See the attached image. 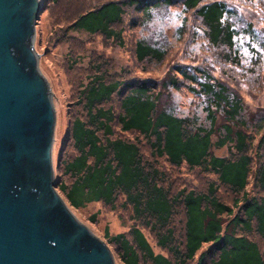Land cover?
Segmentation results:
<instances>
[{"label":"trees","instance_id":"1","mask_svg":"<svg viewBox=\"0 0 264 264\" xmlns=\"http://www.w3.org/2000/svg\"><path fill=\"white\" fill-rule=\"evenodd\" d=\"M162 4L191 11L201 21L208 43L225 48L227 57L237 60L236 29L230 19L235 10L224 0H106L80 13L69 27L121 43L122 29L116 26L127 8L149 18ZM133 52L138 62H161L167 55L166 48L144 39L134 41ZM168 88L199 97L208 125L160 107ZM114 95L119 97L117 108L111 102ZM76 101L83 115L70 119L55 165L70 180L54 175L55 188L74 208L89 202L128 208L131 218L153 231L156 244L170 254L154 252L137 224L113 234L105 228L106 241L124 264H264V246L249 236L264 237V198L247 189L250 179L264 189V119L249 128L242 116V97L229 83L205 65L177 61L152 80L96 72ZM113 125L121 134L142 136L154 160L144 157L138 137L115 135ZM69 141L74 154L62 159ZM225 146L226 155L212 151ZM157 158L175 167L199 168L215 178L204 191L186 185L173 188L166 170L155 164ZM221 185L234 194L230 203L218 196ZM181 211L182 229L176 236L172 220Z\"/></svg>","mask_w":264,"mask_h":264},{"label":"rangeland","instance_id":"2","mask_svg":"<svg viewBox=\"0 0 264 264\" xmlns=\"http://www.w3.org/2000/svg\"><path fill=\"white\" fill-rule=\"evenodd\" d=\"M106 0H38L41 9L34 23V49L38 53V69L48 82L55 110L54 140L52 146V165L55 177L69 182L62 168H56L61 143L68 130L70 119L74 115H83L77 103L80 89L89 77L102 72L106 77L119 79H159L173 62L181 61L205 65L212 74L229 83L243 100V117L253 128L255 123L264 119V0H224L235 10L230 17L236 29L234 52L237 60L227 57L226 49L211 46L205 35L201 21L195 19L191 11L187 12L181 5H160L151 10L149 18L141 11L127 8L122 22L116 28L122 29L121 43L102 34H90L85 30L70 28V23L85 10ZM183 26V28H182ZM182 28L183 34L179 29ZM136 39L166 48L167 55L161 62H138L133 52ZM201 99L185 89L164 90L159 106L178 115H191L198 122L208 125ZM117 108L119 97L111 100ZM117 125H113L115 135L138 137L140 150L145 158L153 161L154 156L145 139L135 134H121ZM255 138L254 143H256ZM213 153L226 155L228 147L214 148ZM74 154L69 141L62 152V159ZM61 159V160H62ZM61 162V161H60ZM155 164L166 170L169 175L167 183L173 188L187 186L205 190L207 183L215 176L199 168H188L183 165L175 167L163 158H157ZM251 192L264 198V189L254 186L252 179L247 186ZM56 191L66 202L71 212L93 233L103 239L112 251L114 264H124L115 252V246L108 243L104 236L105 228L113 234L127 232L133 225L140 227L151 244L154 252H161L170 257L165 249L156 244V237L149 228L136 223L131 218L128 208L117 205L114 209L101 202H89L83 207H72L61 191ZM218 196L230 203L234 194L223 185L218 189ZM122 199H120L121 201ZM94 214V219L91 215ZM183 223L182 211L177 213L172 225L176 236H179ZM249 236L263 248L264 237L256 233ZM142 264H151L143 262Z\"/></svg>","mask_w":264,"mask_h":264},{"label":"water","instance_id":"3","mask_svg":"<svg viewBox=\"0 0 264 264\" xmlns=\"http://www.w3.org/2000/svg\"><path fill=\"white\" fill-rule=\"evenodd\" d=\"M40 9L0 0V264H114L55 188V110L33 45Z\"/></svg>","mask_w":264,"mask_h":264},{"label":"bare ground","instance_id":"4","mask_svg":"<svg viewBox=\"0 0 264 264\" xmlns=\"http://www.w3.org/2000/svg\"><path fill=\"white\" fill-rule=\"evenodd\" d=\"M114 259V258H113Z\"/></svg>","mask_w":264,"mask_h":264}]
</instances>
